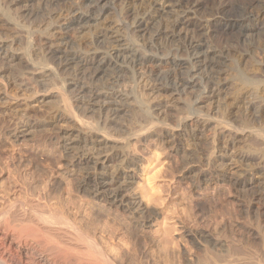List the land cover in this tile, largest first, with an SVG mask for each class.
I'll list each match as a JSON object with an SVG mask.
<instances>
[{"label": "bare ground", "instance_id": "6f19581e", "mask_svg": "<svg viewBox=\"0 0 264 264\" xmlns=\"http://www.w3.org/2000/svg\"><path fill=\"white\" fill-rule=\"evenodd\" d=\"M2 1L0 0V22L18 28L23 36L19 39L21 54H11L9 56L0 54V78L8 71L10 62L15 63V61L19 63L13 68L17 75L24 73L21 67L24 63H28L29 67L38 76L46 75V72L50 71L48 65L51 66L50 58L53 59L54 52L50 56L32 58L31 56L34 54H30L31 48L29 45L31 43V31L40 27V25L49 28L57 22L59 17L76 19L77 25H85L90 19H94V17L96 18L101 14L102 8H100V5L107 0H44L41 4L39 2V7L36 10L28 13L30 14L28 18L30 21L28 20V23L26 22L27 24L24 25L19 24V20L12 13L11 5L17 2L11 3V5L10 3L9 5L4 3L3 5ZM154 1L156 2V0H122L121 7L115 16L116 20H112L114 26L110 22L108 24L100 21L98 25L101 29L92 32L93 38L91 37L93 40L91 42L95 43L97 41L95 37L97 36L98 39L101 38L104 41L109 39L112 33H117V36H122V39L130 44L131 48L128 47L125 53L128 54L131 63V65H128L131 70L130 72L126 71L125 74L123 73L125 75L123 77L128 75L129 78H127L135 84L136 88L134 89L138 90L139 88L142 90L141 95L135 92L133 88L126 89L124 78L119 77L118 80L113 76L112 78L108 75L104 76L105 71L102 69L111 65L110 60H103L102 63L100 62V64L94 66L91 63L93 56L88 61H83L75 53L68 55H71L70 58L74 59V65H76L74 67L80 66L78 68H81V73L83 70L91 71L90 77L88 76L89 81L87 80L91 87L85 91H80V87L77 86L78 89H76L73 99H71L68 97L65 88L63 89L58 84L57 76L53 75V79H51L53 81L52 87L50 88L55 89V92L46 91L47 93H42L41 97L36 100L42 103V101H46V98H49L57 103V107L51 110L52 116L50 117L52 119L50 120L40 117V114V116H36L31 108L22 109L20 107L22 103L17 97L12 98L15 100L13 102L8 97L6 90L0 89V105H7L4 106V109H0V113L17 112L23 117L21 124L11 128H3L4 136L0 137V141L6 138L14 146L22 142L27 145L26 148L19 149L20 153H11L8 157L4 156L6 152L3 153L2 146L0 147V264L225 263H221L219 258L211 260L210 256L206 254L208 245L212 252L221 255L220 251L222 250L219 251V249L222 245L220 239H217L219 236L216 234V238V236L213 237L207 232L197 231V229L193 232L187 228L184 225L185 222L183 223L185 221L184 217L181 219L175 218L177 213L173 208V204L170 201L163 202L161 199L160 191L167 190V186L156 185L147 177L149 172L147 166H150L153 162L160 164L162 160L154 157L149 158L146 160V166L144 162H141L140 155H136L131 150L133 140L135 142L143 139V137L146 140L148 137L154 139L157 136V140L170 143L172 151L177 154L181 152L180 158H184L186 161L187 169L185 170L187 172L184 175L183 173L179 175L178 180H185L197 173L195 167L187 164L194 157H198V154L203 159H208V156L205 157L202 150L197 153L196 150L184 151L178 141L194 146L195 144L199 145L196 142L197 139L203 138L199 133L202 134L206 130V124L209 122L208 115L204 116L200 113V107L209 99L218 97L225 90H223L218 76L214 78L213 75H208L209 69H213L214 66L213 57L223 53L221 51L222 47L211 51L210 55H196L194 58H197V65L207 68L206 73L208 74L204 78L202 76L201 84L197 83L196 91L198 92H189L191 98L189 111L186 110L185 116L183 114H180L181 117L178 115L180 120L175 121L177 124L173 123L176 128L180 129L174 131L173 128L172 130L167 128L171 123L169 122L170 117L171 119L176 117L174 105L165 104V102L171 103L170 101L174 99L172 95L174 86L169 87L164 84L165 80L171 81L172 75L167 74L164 79L157 78V75L162 71L160 68L167 66L166 63L170 64V62H158V58L152 55L154 51H152V54L148 53L149 55L144 54V51L150 48L147 41L136 42V39H133V36L130 37L128 33L130 24L140 27L146 19H149L160 10L161 5L172 0H159V6H153ZM199 4L200 2L197 0H177L178 8H189L193 12L200 10ZM249 4V7H252L255 21L258 22L254 21L244 28L247 32L253 34V39L252 42H247L249 44L248 48L246 47V52L243 53L238 50V53H235L238 68L235 72L236 67L230 69L234 72V74L231 72L233 74L232 88L226 94V105L230 107L222 109L220 118H216L211 124L214 123L217 130L224 133L217 139V143L221 146L220 150L225 151L226 148L236 150L237 145L241 144L242 146L243 144L249 148V151L255 152L257 158L262 157L261 159H263L264 128L259 122L262 119L264 120V4L261 0H251ZM223 10L224 7L218 4V6H214L212 11L221 13ZM77 11H80V13L78 12L74 16ZM115 25L120 27L117 28ZM230 27L232 26L230 25ZM203 30L204 27L199 25L197 21H182L176 18L171 20L170 18V20L159 23L152 31L150 42L156 44L159 38L165 37L170 41L177 37L183 40V44L179 45V48L175 47L171 52L174 55L187 54V51L197 44V35ZM43 36L45 35L42 34L41 37L44 38ZM245 45H247L246 42ZM167 48H164V51L170 52V49ZM105 51L104 53H108ZM191 51L193 52V50ZM68 55H65V58ZM191 55L193 56L192 53ZM184 58L186 59L185 56ZM188 59L185 60L186 63L190 60ZM58 66L55 64L52 65V68L57 69ZM60 68H64V66L60 65ZM99 70L101 71L99 72ZM11 79L10 77L8 80L3 81V85L7 86ZM178 82L185 85L186 80L178 79ZM110 85L119 88L116 87L117 89L114 90L109 88V91L108 87ZM25 89L26 87L22 86L20 91ZM208 89H210L207 92L210 94V98L208 96H206L208 98L201 97L200 93ZM146 97H151V100L156 103L159 102L157 99H166V101L163 100L162 102L160 100L161 102L153 105L159 106L160 113L151 110L152 106L149 107L150 104H146V101H149ZM254 101L259 103V107H255ZM116 103L121 109L114 106ZM86 104L97 106L101 114L112 112V115L117 117L119 116L118 113L125 111L129 117L125 130L114 124L99 123V117L97 120V115H94V113L87 114L77 111L78 108H83ZM31 106L33 105H29V107ZM232 108L236 109V114L234 113L236 117L235 124L233 123L234 119H230ZM156 126L162 128L158 132L159 135L154 131ZM228 126L232 127H229L228 130ZM39 135L41 137H38ZM39 139L42 141L40 142ZM36 142H39L37 146H33L32 144ZM50 144L51 147L48 148L47 146ZM241 146L239 147L241 148ZM248 148L245 147V149ZM249 151L237 150L234 152L235 157H237L236 160L247 159L250 155ZM207 153L209 154V151ZM222 154L218 156L222 157ZM230 165L231 162L220 163L219 168L214 171V176L218 180L227 183L226 185L237 188V191L238 189H242V191L250 190L251 193L256 195L264 192V179H250L240 172L238 175H232L233 173L229 172L231 169L228 168ZM165 176L168 179L176 176L170 165L167 166ZM187 191L183 193V200L188 199ZM186 202L182 209L184 214L188 212ZM160 215H162V218H160ZM175 222L179 223L178 228L182 233L181 241L178 244L173 235V223ZM255 228L257 229V227ZM259 233L261 232L259 231ZM190 244H193L195 249L192 252L187 249V245ZM243 259L247 260L248 258ZM250 262L251 259L248 263ZM253 262L255 263V259ZM242 263L248 264L244 260Z\"/></svg>", "mask_w": 264, "mask_h": 264}, {"label": "rangeland", "instance_id": "374dc122", "mask_svg": "<svg viewBox=\"0 0 264 264\" xmlns=\"http://www.w3.org/2000/svg\"><path fill=\"white\" fill-rule=\"evenodd\" d=\"M43 1L44 0H14V1L13 0L12 1L6 0V1H2V2H3V5H4V3L8 4V5L10 3V5H11V3L17 2L16 4L11 5V7L13 9L12 13H13V15L16 16L17 20H19V24L24 25V24L28 23V20H29L28 18L30 15L28 13L31 12L32 10H36L37 7H39L38 6L39 2L41 4ZM197 1L200 2V4H199L200 10L197 11L198 13L189 10V8H178L177 7V0L165 2L163 5H161L160 10L157 13H155L149 19L145 20V22H144L145 24L143 23L140 27L133 25V24H130L128 27L129 28L128 33L130 34V37L133 36L132 38L136 39L135 40L136 42L137 41L141 42L143 40L147 41L150 48L148 47L149 49L147 51H144L145 52L144 54L149 55V54H152V51H154V53L152 55H154L155 57L158 58V62H160V63L161 62H163V63L164 62H170V64L166 63L167 66L160 68L162 71L160 73H158L157 78L164 79L165 75H167V74L172 75L171 81L165 80L164 84L168 85L169 87L174 86L173 87L174 89L172 90V95H173L174 99L170 101L171 103L165 102V104H168L170 106L174 105V107L176 108L175 109L176 110L175 111L176 117L178 115L181 117L182 115H180V114H183L185 116L186 112H187L186 110L189 111V109H190L189 105L191 102L190 101L191 98L189 97L190 93L198 92V91H196L197 90L196 86H198L197 85L198 82L201 84V82L203 80L202 76L204 78L209 73L208 75H210V76L213 75L214 78H216L217 76H218V78H220V82L223 86V90L225 89L223 91V93L220 94L216 98L215 97L211 98L212 100L209 99L208 101L203 103L200 107V113L202 115L204 114V116L207 114L208 115L207 118H208L209 122L206 124V127H207L206 130H204V132H202V134L199 133V135H201V137H203V138H200L201 140L197 139L196 142H198L199 145L195 144V146H194V145L185 144L183 141H178V143H180V145L182 146V150H184V151L196 150L195 151L196 153L202 150V153L205 154V157L208 156V159L207 158L203 159V157H199V156H201L200 154H198V157H196V158L194 157L193 160L191 159L190 163H192V164L189 163L187 165H192L193 167H195V169L197 170V173H194L192 176H189V178L180 181V180H178V176L182 175V173L184 175L187 172V170H185V169H187L186 164H185L186 161L184 158H180L181 152L177 154L174 151H172L173 149H172L170 143H168L166 141H162V140L159 141V139L157 140V136H156V138L154 137L155 140L150 139L151 137L147 136L148 137L147 140L145 137H143V139H139L135 142L133 140L131 150L136 155H138V154L140 155V156L139 155L138 156L140 158H142L141 162L142 163L144 162L146 166H147L146 160L149 158L154 157V158L162 160V162L160 164L153 162L150 166L149 165L147 166L149 169L147 177L150 178V181L152 183L153 182L156 183V185H162L163 187L167 186V188H166L167 190L160 191L161 192L160 195H162L161 199L163 202L170 201L173 204V208H174L175 212L178 214V215L175 214L176 215L175 218L181 219L182 217H184V219H185V221H183V223L185 222L184 225L192 231L197 229V231L201 230L205 233L207 232V234H209L213 237H215L216 234H217V236H219L218 238L216 236V238L218 240L220 239L219 241L221 242L220 244L222 245L219 249V251L222 250V251H220L221 255L212 252L210 247L207 245V248H206L207 253L206 254H208L210 256V257L209 256L208 257L211 258V260L213 258H219L221 263L225 262L224 264H240V263L243 264L242 263L243 260L246 261V263H248L250 261V259H251L252 263L250 262L248 264H255V263H258L260 261L264 262V260H263L264 258H262V257H264V253H263L264 252V249H263L264 246H262V245H264V227H263L264 226V192L257 194V195L251 193L250 190L242 191V189L241 190L238 189V191L240 190L238 192L236 190L237 188L226 185L227 183H224L223 181L218 180L214 176L215 175L214 171H216L217 168H219L220 163L231 162V165L228 166V168H229V170L231 169V171H229V172L231 174L233 173L232 175H236V174L238 175V173L240 172L241 174L244 173L245 176L250 178V179L252 178L254 180H263L264 179V164H263L264 158L263 159H261L262 157L257 158V155L254 154L255 152L253 153L252 150L249 151V148L246 145L244 146L243 144H242V146H241V144L237 145L236 150H233L230 148L229 149L226 148L225 151L220 150L221 146L219 145V143H217V139L219 138V136L223 135L224 133L221 132L220 130H217V128L214 126V123L211 124V122L215 121L216 118L217 119L220 118L222 109L230 107V106L226 105L227 104L226 103V97H227L226 94L231 91V88H232L231 81L233 80L232 75L234 74L235 70L238 68V61H237V58H235L236 57L235 53L236 52L238 53V50H239V52L240 51L243 53L246 52V50L248 48V44L250 42H252V39H253V34L251 32H247L244 28L245 26H248L252 22L255 21L254 14L252 12V7H249V5H250L249 3L251 0H197ZM261 1H262V4H264V0H261ZM121 3H122V0H107L106 2H104L103 4L100 5V8H102V12L98 16L99 18L94 17V19L93 18L90 19V21L88 23H85V25L84 24L83 25L82 24L77 25L76 19H72L69 17H61V18L59 17V19L57 18V22L52 24L49 28H44L43 25H40V27L34 28V30L31 31V33H32L31 38H30L31 40L28 39L31 42V43L29 42L30 43L29 45L31 48L30 54L31 55L34 54L31 57L32 58L33 57H45L46 55L50 56L54 52L53 59L50 58L51 59V63H50L51 66L48 65L49 66L48 69H50V71L46 72V75H44V76L43 75L38 76L36 74V72H34L29 67L30 65L28 63L27 64L24 63L23 65L20 64L22 67V72H24V73L17 75L13 71V68L17 64L19 65V63L17 61H15V63L10 62L8 71H6L5 75L0 78V89L1 88L5 89L6 92L8 93V97L11 98V100L13 102L15 100L12 98L17 97L20 100V103H22L20 106L22 109L31 108V111L32 112L34 111L33 114H35L36 116L41 115L40 117L50 120V119H52V117H50V116H52L51 110H54L53 108L57 107V105H56L57 103L53 102L52 101L53 99H49V98L48 99L46 98L45 99L46 101H42V103L38 102L36 100L41 97L42 93L55 92V89L50 88V87H52L53 81H51V79H53V75L57 76V78H58L57 80L59 81L58 84L61 85L63 87V89L65 88V90L67 91L68 97L71 99H73V96L76 92V89H78V87H80V91H82V90L85 91L86 89L91 87L90 86L91 84H88L91 71L90 70H85V71L83 70L81 73V68H78L80 66L77 65V67H74V66H76V65H74V59H71L70 58L71 55H68L71 53H75L77 56L79 55V57L83 61H88L89 59H91V56H93L91 63L94 66L98 65V63L100 64V62L102 63L103 60L104 61L110 60L111 65L108 66L109 68L105 66L106 70L104 69L105 67L102 69L105 71L104 76L106 77L108 75V77H111V78L113 76L118 80H119V77L124 78V83L126 85V89L130 90L131 88H133V90H135V92H137L139 95H141L142 90L139 88H138V90L134 89V88H136L135 84L133 81L128 79L129 78L128 75L126 77H123V76H125L124 74L126 71L130 72V70H131V67L129 66V65H131V63L129 62L128 54L126 55V53H125L128 47L131 48L130 44L128 42H126L125 40H123L122 36H120V37L117 36L118 35L117 33H114V34L112 33L110 35L109 39L104 40V41L101 38H100L101 40L98 39L99 38L98 36L95 37V40L98 41V42L96 41L97 43L95 42L96 44L92 43L93 40L91 39V37L93 38L92 34L94 33V31L96 29H98V30L101 29L98 25L100 21H101V23H108L109 24V22H110L112 24V20H116L115 16L117 15L119 8L121 7ZM159 3H160L159 0H156V2L155 1L153 2V6H159ZM161 4H162V2H161ZM218 4L221 5L222 7H224V10L221 13H214L212 10H213L214 6H218ZM242 8H243V10H242ZM210 9H211V11H210ZM78 12L80 13V11H77L76 13H74V16L77 15ZM243 12H245V13H243ZM169 17L171 18V20H174L175 18L181 19L182 21L194 20L195 22L197 21V23L199 25L204 27V30L199 32V35H197V37H198V41L196 42L197 44L194 45V48L189 50L190 52L187 51V54L182 53L179 55H174L171 52L172 49H175V47L179 48L183 44L182 43L183 40L180 38L178 39L177 37H175L174 39H172L170 41H168L165 37H162V38H159L157 40L156 44H153L150 42V39L152 36L151 35L152 31L158 26L159 23L166 21L168 19L170 20ZM0 19H1V17H0ZM255 22H258V21L256 20ZM230 25L232 27H230ZM116 27L119 28L120 26H116ZM38 28H40L39 31H38ZM41 33L43 35H45V36H43L44 38L41 37V35H42ZM121 33L123 34V32H121ZM144 35L147 36L148 38L145 37ZM22 36H23V34L18 30V28L0 22V54L2 56H9L11 54H21V49H19V46H20V44H19L20 40L19 39ZM91 40H92V42H91ZM248 41H249V43H247ZM245 42L247 45H245ZM162 43H163V45H162ZM227 45H228V47H227ZM242 45H244V46H242ZM164 48L170 49L169 50L170 52H168V51L165 52ZM220 48L222 49L221 51L224 54L221 53V55L218 54L217 56L213 57V59H214L213 60L214 61L213 69H209L208 73H206L207 68H205L201 65H197V61H196L197 58H194V57L196 55H198V56H204L205 54L210 55L211 51L217 50ZM150 49H151V52H150ZM191 50H193V52ZM231 50H232V52H231ZM104 51L108 52V53H104ZM191 53L193 54V56L192 55L190 56ZM65 55H68V56L65 58ZM184 56L186 57V59H188V58L190 59V60L188 59L189 61H187V63L185 61L186 59L184 58ZM55 64L59 65L57 67V69L52 68V65H55ZM193 64L197 65V66L192 68L194 66ZM60 65H63L64 68H60ZM233 68H235L234 72L231 71ZM37 70L39 71L40 69H37ZM123 70H124V72H123ZM100 71L101 70H99V72ZM112 71L114 74L112 73ZM96 73H97V71H96ZM100 74H102V73H100ZM10 77L12 79L8 83V85H7L8 87L6 85H3V81L8 80ZM178 79H185L186 80L185 85H182L180 82H178ZM187 79H189V80H187ZM22 86L26 87V89L24 91H20V88H22ZM114 86L115 85H110L108 87V90L110 91V89L114 90V89L119 88L118 86H115V87ZM3 87H5V88H3ZM139 90H141V91H139ZM35 91H37V92H35ZM173 91H174V93H173ZM209 91H210V89L204 90L202 93H200V96L201 97L205 96V98H208L210 96V94L207 92H209ZM187 92H188V94H187ZM206 96H208V97H206ZM147 98L148 97H146V99ZM47 100H49V101H47ZM147 100H149V101H146L147 102L146 104L147 105L150 104L149 107L152 106V109L151 108L150 109L156 113H158V112L160 113V109H158L159 106L157 107V106H153V105L161 102L160 100H162V102H163V100L166 101V99L160 98V99H157L159 102L156 103V102H154V100H151V97L148 98ZM52 103H53V105H52ZM253 104L255 105L256 108L259 107L258 102L254 101ZM29 105H33V106L35 105V106L29 107ZM47 105H50V106H47ZM4 106H7V105L1 104L0 109L1 110L4 109L5 108ZM114 106L115 107L117 106L120 108V106L117 103L114 104ZM180 107H182V108L180 109ZM75 109H77V108H75ZM82 109H84V110H82ZM231 110H233V111L230 114V115H232V116H230V119L231 120L234 119L233 123L235 124V122H236L235 121L236 120V117H235L236 111L235 110L236 109L232 108ZM77 111L78 112L82 111L83 113H87V114H93L94 113V115H97V118H96L97 120L99 117V121H98L99 123H105V124H110V125L114 124L117 126H121L122 130H125V128H126L125 125H127L126 124L127 119L129 118L128 114L125 111L118 113L119 114L118 117L115 115H112V112L101 114V112L99 113L97 106H94L92 104H86V106H84L83 108H80V109L78 108ZM177 112H178V114H177ZM19 114L20 113H17V112H10V113L1 112L0 113V128H2V129H0V137L4 136L3 128H11V127H14V126L21 124V122L23 121V117L20 116ZM179 116H178V118L174 117V119H171V117H170L169 122H171V123L169 124L170 126L169 125L167 126V128H171V130L173 128L174 131H176V129H180L178 127L177 128L175 127V124H177L176 122H178V120H180ZM200 121H202V119H200ZM261 121L259 123L264 128V124H263L264 120L262 121L263 123ZM173 123H175V124H173ZM203 124H204V122H203ZM231 125H233V124H231ZM229 127H232V126H228V130H229ZM226 129H227V127H226ZM161 130H162V128L158 127V126H156L154 129V131L157 132L158 135H159L158 132H160ZM38 137H41V135H39ZM214 139L216 142L214 141ZM39 141L41 142L42 140L39 139ZM37 143H39V142H36L35 144H32V145L37 146ZM239 146H241V148ZM0 147L3 149V153L6 152V153H4V156L8 157L11 155V153L12 154L20 153L19 149L26 148L27 145L24 142H22L21 144L14 146L11 142H9V140L4 138L3 140L0 141ZM47 147L50 148L51 144L48 145ZM217 147H219V148H217ZM245 147L248 149H245ZM238 148H240V149H238ZM232 150H233V152H231ZM237 150L238 151L245 150L247 152L249 151L250 155L245 160H242V161L236 160L237 157H235L234 152H236ZM208 151H209V154L207 153ZM219 154H222L223 156L219 157L218 156ZM233 154H234V156H233ZM202 156H204V155H202ZM168 165L171 166V169L173 170L174 175H176L174 178L168 179V177L165 176L166 175V169H167ZM234 172H236V173H234ZM154 174H155V176H154ZM176 177H177V179H176ZM190 177H192V178H190ZM148 185L150 186L151 184H148ZM148 185H146V186H148ZM187 189H188V191H187ZM185 191H187V194H188L187 200H183V197H182L183 193ZM256 197H258V198H256ZM185 201H187L186 202V205L188 208V212L186 213L187 215L184 214V212L182 211V209L185 205ZM262 212H263V214H262ZM160 218H162V215H160ZM173 225H174L173 226L174 239H175L176 243L178 244V242L181 241L182 233H181L180 228H178L179 223L175 222V223H173ZM198 225H200V226L198 227ZM175 227H176V229H175ZM255 227H257L258 231ZM215 230L216 231L218 230V232H216ZM254 230H256V231H254ZM259 231L261 233H259ZM257 233H259V234H257ZM259 237H261V238H259ZM187 249L190 252L195 250L193 244L187 245ZM262 249H263V252H262ZM255 253H256V256H255ZM258 253H259L261 258L259 257ZM245 254H247V255H245ZM248 254H250V255H248ZM220 256H222V257L220 258ZM247 256H249V257L253 256V258L250 257V259H249V257H247ZM242 257L246 258V259L248 258L249 260L248 259L245 260ZM254 259H255V263L253 262ZM257 259H259L260 261ZM256 261H258V262H256ZM237 262H239V263H237ZM263 262L262 263L260 262L258 264H264Z\"/></svg>", "mask_w": 264, "mask_h": 264}]
</instances>
